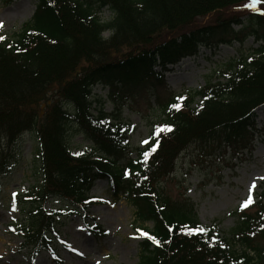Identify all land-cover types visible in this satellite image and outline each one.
<instances>
[{
    "label": "trees",
    "instance_id": "16d2710c",
    "mask_svg": "<svg viewBox=\"0 0 264 264\" xmlns=\"http://www.w3.org/2000/svg\"><path fill=\"white\" fill-rule=\"evenodd\" d=\"M248 1L37 0L20 31L0 35V180L23 135L35 136L41 159L42 185L23 196L31 201L25 207L29 218L18 228L32 261L53 247L62 216L47 212L44 203L59 198L87 207L96 182L106 181L113 197L132 205L136 220L159 241L147 237L141 243L139 264H264V192L250 209L235 212L236 225L221 235L216 225L201 224L191 201L172 198L163 188L190 147L247 149L252 138L255 113L264 106V14L191 28L198 18L221 16ZM103 10L111 20H103ZM249 28L254 37L260 28L262 38L256 40L263 43L228 62L203 89L186 95L158 91L168 66L196 55L216 36L226 37L229 29L240 41ZM99 84L112 91L150 84L156 91L162 116L146 145L132 146L126 125L94 108ZM163 124L172 131L157 135ZM71 135L83 136L91 151L73 153ZM149 222L152 229L144 227ZM93 232L104 235L100 228Z\"/></svg>",
    "mask_w": 264,
    "mask_h": 264
},
{
    "label": "rangeland",
    "instance_id": "374dc122",
    "mask_svg": "<svg viewBox=\"0 0 264 264\" xmlns=\"http://www.w3.org/2000/svg\"><path fill=\"white\" fill-rule=\"evenodd\" d=\"M252 2L221 13V16L218 13L198 18L191 28L215 25L217 18L227 21L228 17H241L244 20L248 14H264L261 2L256 1L255 7H245ZM36 4L37 0H0V35L12 36L20 31L33 17ZM101 15L105 21L112 18L109 10H103ZM232 30L240 31L241 26L233 25ZM252 31L243 32L239 36L243 41H236L238 39L229 29L226 37L216 36L211 39L210 46H200L196 55L168 66L163 72L165 85L158 91L186 95L190 90L203 89L209 77L222 75L228 62L241 54H251L263 43L256 40V37L262 38L260 28L256 37L249 36ZM104 36L109 37L110 32ZM156 71L161 72L158 67ZM152 89L150 84H133L112 91L99 84L93 91L94 108L104 109L113 114L116 122L126 125L132 146H144L162 116L157 109L156 91ZM45 106H41V116ZM259 110H262L261 115ZM254 122L252 138L244 145L247 149L231 150L218 144L192 146L180 155L173 175L163 184L172 198L191 201L201 224L204 227L216 225L221 235L236 225L234 213L250 209L264 192V179H261L264 177V106L256 111ZM69 146L79 155L92 149V144L81 135H71ZM41 185L37 140L25 134L15 145L10 169L0 180V264H139L140 245L147 238L142 233L146 231L136 220L135 208L124 199H115L105 181L95 184L87 207H74L59 198L44 203L47 212L59 211L62 216L54 232L53 247L32 261L27 251L22 250L24 241L18 228L27 224L29 218L25 207H29L31 201L23 196L35 192ZM249 195L251 200L245 205ZM144 227L152 229L153 223ZM98 228L104 235L93 232Z\"/></svg>",
    "mask_w": 264,
    "mask_h": 264
},
{
    "label": "snow or ice",
    "instance_id": "6c2138e0",
    "mask_svg": "<svg viewBox=\"0 0 264 264\" xmlns=\"http://www.w3.org/2000/svg\"><path fill=\"white\" fill-rule=\"evenodd\" d=\"M255 3H256V0H253L252 4H250V5H245V7H255ZM0 39H3V37H0ZM173 107H174V108H177V109L179 108L178 105H173ZM164 131H172V126L169 125V124H163V125H160V126H158L157 129H156V134L159 135V133L164 132ZM158 142H159V141L157 140V141L155 142V144H158ZM144 143H147V141H144ZM155 144H154V145L152 146V148H151L152 151H155ZM143 154H144L145 156H147L149 153L145 152V153H143ZM77 155H79V154H77ZM125 175H128V173L126 172ZM261 179H264V177H262ZM252 186L255 187V182H253V185H252ZM250 200H251V195H249L248 200H246V201L244 202L245 205H246ZM137 231H140V230L138 229ZM201 231H203V229H201ZM142 235L147 236L150 240H152L153 242L159 244V241L156 239V237H154V236H149L148 233H146V232H143Z\"/></svg>",
    "mask_w": 264,
    "mask_h": 264
},
{
    "label": "bare ground",
    "instance_id": "6f19581e",
    "mask_svg": "<svg viewBox=\"0 0 264 264\" xmlns=\"http://www.w3.org/2000/svg\"><path fill=\"white\" fill-rule=\"evenodd\" d=\"M258 114L261 115V114H262V110H259V111H258Z\"/></svg>",
    "mask_w": 264,
    "mask_h": 264
}]
</instances>
